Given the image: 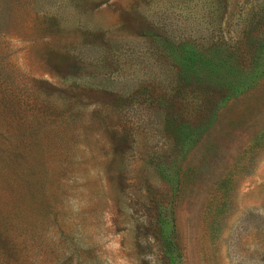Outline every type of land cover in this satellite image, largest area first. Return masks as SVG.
<instances>
[{
    "label": "rangeland",
    "instance_id": "374dc122",
    "mask_svg": "<svg viewBox=\"0 0 264 264\" xmlns=\"http://www.w3.org/2000/svg\"><path fill=\"white\" fill-rule=\"evenodd\" d=\"M258 42L264 0H0V264H166L160 220L264 264Z\"/></svg>",
    "mask_w": 264,
    "mask_h": 264
},
{
    "label": "trees",
    "instance_id": "16d2710c",
    "mask_svg": "<svg viewBox=\"0 0 264 264\" xmlns=\"http://www.w3.org/2000/svg\"><path fill=\"white\" fill-rule=\"evenodd\" d=\"M257 45H258L257 50L259 49V52L263 54L264 43L261 44L258 42L256 44V47ZM257 55L259 56L258 53ZM261 57L263 58V55ZM261 57L258 58L257 60L259 59L261 60L262 59ZM193 60L194 57L192 54L188 55V57L185 56V63H191L193 62ZM159 239L161 241L162 254L166 264H180V255L177 250L176 244L174 242V230H173L172 222L170 220L168 221L160 220Z\"/></svg>",
    "mask_w": 264,
    "mask_h": 264
}]
</instances>
